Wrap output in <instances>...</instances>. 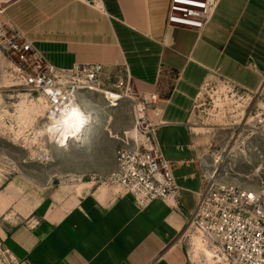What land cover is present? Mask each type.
<instances>
[{"label": "crops", "instance_id": "crops-1", "mask_svg": "<svg viewBox=\"0 0 264 264\" xmlns=\"http://www.w3.org/2000/svg\"><path fill=\"white\" fill-rule=\"evenodd\" d=\"M170 0H10L6 21L58 70L100 64L164 103L157 141L181 196L143 207L83 182L5 237L18 264H193L184 233L216 129L197 112L211 77L252 93L264 79V0H222L202 31L168 25ZM248 99V100H247Z\"/></svg>", "mask_w": 264, "mask_h": 264}, {"label": "rangeland", "instance_id": "rangeland-1", "mask_svg": "<svg viewBox=\"0 0 264 264\" xmlns=\"http://www.w3.org/2000/svg\"><path fill=\"white\" fill-rule=\"evenodd\" d=\"M9 2L0 0V264H18L5 237L20 225L35 224L42 215L35 212L37 207L41 211L43 204L72 199L83 182L102 185L116 168L118 153L133 148L136 136L141 138L134 124L139 92L132 83V93H126L127 76L121 70L112 80L104 78L103 87L113 90L123 79L124 86L117 89L122 99L87 95L92 103L84 109L93 119L86 140L69 139L64 147L52 140L45 131L53 122L48 104L17 76L20 55L12 45L20 40L3 13ZM246 98L244 91L215 77L203 91L197 112L216 129L205 176L215 173L219 185L258 190L264 187V138L254 136L245 123ZM148 113L156 120L154 109ZM188 247L193 264H224L208 260L192 244Z\"/></svg>", "mask_w": 264, "mask_h": 264}, {"label": "built area", "instance_id": "built-area-1", "mask_svg": "<svg viewBox=\"0 0 264 264\" xmlns=\"http://www.w3.org/2000/svg\"><path fill=\"white\" fill-rule=\"evenodd\" d=\"M221 1L170 0L168 25L202 32L212 22ZM17 37L20 43L12 45L20 55L17 76L24 86L44 97L52 113L60 114L59 109L70 99L105 90L102 65L58 70L19 31ZM64 78L73 81L66 83ZM120 82L115 89L106 90L117 92L125 84L123 79ZM131 84L127 74V94L132 93ZM252 95L245 123L254 136L264 138V79ZM138 101L134 124L141 138L136 136L133 148L118 153L116 168L103 178L102 184L116 187L117 196L131 197L143 207L155 201L177 203L181 189L157 141V130L164 124L161 119L164 103L157 93L139 92ZM148 108L154 109L156 120L152 121ZM184 236L188 246L199 238L214 258L224 264H264V187L255 190L222 186L217 183L215 173L209 179L205 176L197 205L189 213Z\"/></svg>", "mask_w": 264, "mask_h": 264}, {"label": "clouds", "instance_id": "clouds-1", "mask_svg": "<svg viewBox=\"0 0 264 264\" xmlns=\"http://www.w3.org/2000/svg\"><path fill=\"white\" fill-rule=\"evenodd\" d=\"M85 99L87 98L85 97ZM88 103L91 104L92 102L88 101ZM59 112L58 118L53 113V123L47 129L48 133L50 136L59 133L57 142L62 147L66 146L69 139L79 142L83 130L93 119V113H86L75 98L70 99L63 108L59 109Z\"/></svg>", "mask_w": 264, "mask_h": 264}, {"label": "bare ground", "instance_id": "bare-ground-1", "mask_svg": "<svg viewBox=\"0 0 264 264\" xmlns=\"http://www.w3.org/2000/svg\"><path fill=\"white\" fill-rule=\"evenodd\" d=\"M63 81L64 82H71V81H73V80H67L66 78H64L63 79ZM100 93H106L107 94V96H111V95H118L119 97H121L120 95H119V93H117V92H114V91H110V90H101V91H99ZM85 97L87 98V96H78L77 98H76V102L77 103H79L80 105H81V107H82V109L85 111V109H84V106L85 105H88L89 103H88V98L87 99H85ZM49 106V105H48ZM49 109H50V107H49ZM50 111H51V109H50ZM52 113V112H51ZM53 114V113H52ZM59 115L60 114H56V117L58 118L59 117ZM53 123V122H52ZM52 123L51 124H49L48 126H47V128H46V133H48V131H47V129L52 125ZM92 123V122H91ZM90 123V124H91ZM90 124L89 125H87L86 127H85V129L83 130V132H82V134H81V136H82V138H81V140L79 141V142H77V143H82V142H84L85 140H86V138H87V132H88V128L90 127ZM58 137H59V133H56V134H54L53 135V138H52V140L54 141V142H57V140H58ZM76 142V141H75ZM194 246H195V248H196V250H201L202 252H203V254L206 256V258L208 259V260H214V255H213V253H212V251L210 250V249H208L206 246H204L203 244H202V242L200 241V239L199 238H195L194 239ZM197 255H199V254H197Z\"/></svg>", "mask_w": 264, "mask_h": 264}, {"label": "water", "instance_id": "water-1", "mask_svg": "<svg viewBox=\"0 0 264 264\" xmlns=\"http://www.w3.org/2000/svg\"><path fill=\"white\" fill-rule=\"evenodd\" d=\"M88 1H92V0H88Z\"/></svg>", "mask_w": 264, "mask_h": 264}]
</instances>
